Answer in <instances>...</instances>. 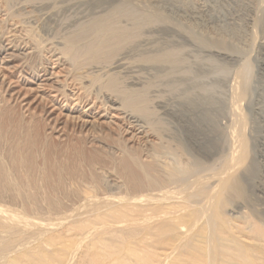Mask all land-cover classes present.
<instances>
[{
  "label": "rangeland",
  "instance_id": "rangeland-1",
  "mask_svg": "<svg viewBox=\"0 0 264 264\" xmlns=\"http://www.w3.org/2000/svg\"><path fill=\"white\" fill-rule=\"evenodd\" d=\"M172 6L180 9L178 15L172 12ZM196 17L202 18V24L195 28L193 24L195 23L194 19ZM8 44H11L10 46H14V48L17 46L18 50H20V56L8 57L1 47L2 45L7 46ZM69 57L72 60H69ZM241 84L243 85L241 86ZM237 87H239V90L244 89L246 93L244 96L245 100L242 98L243 100L238 101V103H242L240 110L243 114L241 115H237V112L235 113L233 110L237 106L235 104H238L234 96V93L238 91L236 89ZM198 97L214 101L217 106L223 109L226 115L219 120L223 136L225 133L224 138L222 137V140H224L222 141L224 151H220L221 154L220 152L210 156L204 154L201 147H197L190 141V138L187 136V127H184L185 125L175 115L176 111L184 103L191 102L192 100L195 101ZM110 102L113 103L111 104ZM136 107L138 110L135 109ZM3 112L5 118L1 116ZM235 114L237 116H246L244 117V126H246V128L244 127V135L246 136V140L249 141L250 158L247 163L249 167L243 170L244 174L242 175V171L239 173L241 183L245 184H243L245 194L242 199L233 198V201H230L232 205L230 204L228 211L234 218L240 216L242 218L243 215L245 216L250 213L249 215L252 214L255 217L251 216L252 220H258L259 216L263 219L264 0H0V138L3 136L4 138L2 139L5 140L0 139L3 143L0 144L2 145L0 149L3 148L2 150H4H1L0 154H6L2 157L0 155L2 163L4 161V164L1 165L2 167L6 165L4 170L8 168V165L9 169L12 168V170L7 169V171H12V176L9 172L5 171L6 175L8 177L10 176V181L11 179L13 181L16 175L19 178L20 173L18 174L15 170H17L18 165L21 163V159V161H24L19 165L21 166L18 168L19 172L26 165L28 168V172L26 168L23 169L24 172L21 170V175L24 176L26 172L27 174L30 172L34 174L33 171H35V174H32L33 176L30 174L32 179L29 177V174L28 176L25 175L27 177L22 176V178L20 175V178L22 180L24 179L23 181L26 184L29 182L30 187L34 186L32 189L34 192L31 191L30 187L28 190L22 189L26 193L28 192V196L30 195L31 197L25 196L24 194L26 193L24 192L21 194V189V191L16 189V186L21 188L18 185L19 183L17 184L20 178L19 180L16 178L18 181L14 179L17 184L15 185L17 191H15L21 194V196L23 195V197L20 195L16 197L17 193H15L12 187L10 188L6 184V188L9 189H6L8 192H1L3 190V180L0 179L2 182V184L0 183V193L2 195L0 199L4 202L1 203L0 201V203L9 205V208L12 207L15 211L21 210L23 204L25 206L28 204L26 208L24 205L22 206V211L25 208L26 211L24 213L26 212V215L34 211L33 215L32 213L29 215V217L33 216L34 218V214L38 213L34 209L38 206L34 208L33 206L37 204L36 201L38 200V203L43 202L44 205L42 203L37 204L39 205L38 209H40L36 210H44L46 212L43 211L45 213L44 215L37 214V216H43L42 218L39 216L37 218L43 219L46 216V220L52 219L56 222L57 219L59 220V217H64V214L66 216L68 214L73 216L76 212L75 210L78 209V207H74L75 210H73L74 204L80 206V203L78 204L80 202L78 197L82 198L86 193L83 191V189L87 188L86 186L84 187L85 184H88L87 189L95 185V183L101 184L95 185L98 188L101 186L99 190H95L97 187H92L94 189L93 191L97 193L91 192V187L89 190L85 189L88 193L91 192L92 194L95 193L94 195L96 196L99 195L98 197L100 198L104 196L109 197L113 188L115 196H121V193H123V196H132L137 193L138 189L134 183L130 182L129 176H126L128 175L126 169H124V173L123 166L128 161L125 160L124 162L125 158L129 159L128 163L132 165H130L132 169L137 166L141 170H143L142 168L146 164L145 167L149 164L152 165L156 161L157 166L154 163L153 166L149 165V167L152 169V173L154 172V176H156L154 179V176L152 177V181L155 183L153 185L157 188L160 185L159 189L165 187L168 182L172 184L175 178L177 181L178 176V180H181L180 183L179 181L175 182V186L178 187H181L184 181L185 183L188 181V183H184L185 186L183 185L182 187L188 186L189 183L195 181L192 180V177L196 179L198 175L203 177L206 174V176H209L208 178H214L218 174L214 176L216 171L221 172L217 168L221 169L225 165V158L229 155L228 151L231 148L232 142L230 141L232 140L228 132H230L231 126L235 123ZM2 117L4 121L1 120L3 119ZM6 117L11 119L8 120ZM234 117L235 120L233 119ZM8 122L12 124H8ZM230 124L231 126H229ZM4 125H8V128H5ZM9 125L10 127L13 126V130H11L12 128ZM1 130H5V136L2 135L5 132L3 131L2 133ZM7 131H13L12 137L10 132L8 133ZM31 131L34 135L37 134L35 136L38 137L39 141H35L37 137L33 138L34 135L31 137ZM7 134H10L8 135V139H6ZM24 134H29V136H25L27 139L24 137ZM13 136L19 137L21 142H25V144H20V141H17V148L23 147L26 149L27 145L32 150L30 152L28 149L30 155L34 151L33 157L26 155L28 151L24 149L25 155L24 153L23 155L20 153L23 152L21 151L22 149L17 150L20 151L19 153L22 157L19 153H16V146L13 143H15L14 141L17 138ZM22 138H25L26 141ZM27 141L30 145H28L29 143ZM6 142H8L10 147L11 145L13 146L12 151H16V154H12L13 152L11 154L9 153L11 148L9 150V145H5L7 144ZM21 145H25V147ZM3 146H6V149ZM150 147L154 148L152 149ZM154 149H157L156 151L158 152ZM153 150L155 151V157ZM8 153L9 156L11 155L13 157L14 155V162L17 159L16 162L18 163L19 161V164L16 165L12 157L11 160L7 158L9 157L7 156ZM45 154H49L47 155L48 159L44 157L46 156ZM219 154L222 156L220 157ZM19 156L20 158H18ZM26 156L28 157L26 158ZM68 156H73V158L71 159L69 157L70 159H68ZM75 156H77V160L74 159ZM88 156L95 158L91 159ZM96 156L97 158L99 157L98 161H100V164L97 163ZM102 156L104 157V161ZM58 157L62 159H58ZM134 157L136 158L134 159ZM151 157H154L152 158L154 160ZM23 158H26V160ZM44 158H46L45 160H50V163L45 162ZM132 158L136 162L139 161V163L133 162ZM27 159L29 161L33 159L32 162L30 161L31 164L28 163L29 161ZM35 159L38 160L36 161ZM53 159L55 160V164ZM92 160L96 161L94 162L95 164H92ZM105 160H108V162ZM131 160L134 164L131 163ZM178 160L182 163L179 164L180 161ZM188 160L189 162H187ZM74 161H78L77 164H73ZM84 161H87L88 164ZM221 161L224 163L222 167L219 166ZM63 162L65 164L68 163L67 165L69 167L76 165V167L70 169V177L68 175L69 168ZM69 162L72 163L71 166ZM120 162L121 164H119ZM58 163L60 166L63 165L60 167ZM115 163L118 164L119 168L116 167ZM141 164L144 165L141 166ZM175 164L177 167L179 164L181 168L178 167V170ZM12 165L15 166L13 167ZM77 165L80 168L83 166V169L79 171ZM173 165L177 168L175 171V167L171 170ZM29 166L32 167L33 171L29 172L31 170ZM182 166L183 168L192 167L190 170L186 168L187 171L193 170V166H195V171L186 173L185 170L183 172L181 170ZM2 167L0 166V171ZM15 167L16 169H14ZM37 167L41 170L45 168L44 174L48 173L46 177L48 181L44 179L45 177L43 178V172ZM42 167L44 168L42 169ZM65 167L67 169L63 171ZM154 167L156 172L154 171ZM59 168L60 171H57ZM115 168H118L116 170L119 173ZM169 168L171 171L165 170ZM71 170L72 173H75L76 170L77 176L76 173L75 175L72 174ZM141 170L138 169L137 171L142 172ZM77 171L80 174L86 173L79 175ZM164 171H166V174ZM176 171L177 173L181 171L183 174H179V172V175L176 176ZM161 172L166 176L171 172L170 174L172 176L166 177ZM93 173L100 180L94 181ZM122 173L126 175L124 176ZM159 174H162L163 177L162 175L160 177ZM49 175L55 181L54 179H50ZM180 175L184 176L182 177ZM189 175L191 176L188 179H191V181L187 179ZM81 176H84L82 177V181H80L82 179ZM77 177L81 179L79 180ZM164 177L167 178L166 180L168 178L172 179L166 182ZM181 177L184 179L183 182L180 179ZM42 178L47 182L52 180L56 184L61 179L63 181L61 180L57 185L51 181L52 184L47 183L46 186V182L40 180ZM76 178L78 181H75ZM127 178L128 182H126ZM37 179H39L40 183ZM68 179L69 181L65 182ZM155 179H160V181L157 180V183L160 182L159 185ZM34 181L37 183H33ZM70 181H73V183H70ZM62 182L68 184L69 188L71 185H74L72 187L73 189L70 188L72 193L77 192L82 184H84L82 191H80L81 188L78 190L83 195H78L79 193L74 195V193L67 192L66 190L69 189L65 188L67 185L62 184ZM74 182L77 183L74 184ZM20 183L22 184V181ZM31 183L35 185L32 186ZM38 183L40 186L42 184L41 188L39 185V187L37 186ZM126 183L127 185L124 186ZM60 184L65 186L64 192L60 191L61 189L59 188L63 187ZM130 184L132 185L131 188H127L126 186L130 187ZM163 184L165 186H162ZM171 184L167 186L168 188L163 189L168 190L172 186L174 188V184L170 186ZM76 185L77 188L79 187L78 189L76 188L77 190L75 189ZM47 187L49 190L51 189L50 192ZM54 187L55 189L59 187L58 190L56 189L58 194L53 192L56 195L52 193ZM39 188L41 191L43 189L46 193H50L51 196H49L50 194H46L50 199L54 196L58 197L59 195H63L64 197L59 196L60 199H57L58 201L54 197L53 199L55 200L53 202H51L53 199L47 202L49 199H46V196H44L45 198L42 196L45 193L40 192ZM109 189L111 191L110 193ZM99 191L102 195L99 194ZM65 192L69 193L70 196L74 195V197L71 196L73 200H69V194H64ZM2 193H4V196ZM8 193L12 194L8 195ZM39 193H42V195ZM32 195L33 197L37 196V200ZM24 196L29 199L32 198L31 200L33 202L29 201V199L24 202ZM15 197L17 199L14 200ZM39 197L42 200L44 198V201L47 202L46 205L49 206L45 208L46 202L38 199ZM75 197L77 202H75ZM66 200L75 203H69ZM20 201L24 203L21 204ZM34 202L36 204H33ZM53 203H56V206H63L65 210L63 207L57 206L55 208L52 205ZM60 203L61 205H59ZM30 204L33 205L30 206ZM41 205L43 206L40 207ZM70 205L73 206L71 207ZM47 207H50L48 209L52 211L50 214L53 215L56 213L59 217L54 215V217L49 216L50 210L47 211ZM54 208L56 210L60 209V211L55 212L53 211ZM62 210H64V213H62ZM65 211H68V214ZM237 211L239 214L242 213V215H239ZM58 212L61 213L58 214ZM48 216L54 219L48 218ZM70 221L68 220L67 222ZM67 222L64 223L68 224ZM65 226L63 228L60 227V230L63 231ZM76 257L74 260H78Z\"/></svg>",
  "mask_w": 264,
  "mask_h": 264
},
{
  "label": "bare ground",
  "instance_id": "bare-ground-1",
  "mask_svg": "<svg viewBox=\"0 0 264 264\" xmlns=\"http://www.w3.org/2000/svg\"><path fill=\"white\" fill-rule=\"evenodd\" d=\"M179 11H180L179 8L172 6V12L173 13L178 15ZM201 20H202V18L196 17L194 19L195 23L193 24V26L195 28L199 27V25L202 24ZM8 41H10V40H8ZM10 45L11 44H8L7 46H5V45L1 46L3 51L8 55V57L11 58L12 56H14V57L20 56V53H19L20 50H18V47L15 45L16 48H14V46H10ZM105 49H107V48H105ZM70 57H69V60L71 59ZM242 85L243 84H241V86ZM245 87H246V85H245ZM236 89H238V91L234 90V89L233 90L237 91L236 93H234L235 94L234 96L236 97L235 99H236L237 103H238V101H241L242 98L245 100L244 96L246 93H245L244 89L239 90V87H237ZM234 103H235V100H234ZM241 104H240V102L238 104H235V105H237L236 107H234V104H233V107H234L233 110L235 111V113L237 112V115L243 114V112H241V110H240ZM230 106L232 107V105H230ZM137 107L139 108V106H137ZM137 107L135 109H137ZM140 109H142V108H140ZM6 110H8V109L6 108ZM139 111H141V110H139ZM9 113H10V111H9ZM6 114H8V113L6 112ZM3 115H4V112L1 116H3ZM175 115L181 121V123L183 125H185L184 127H187V134H188L187 136L190 138V141H192V143H194L197 147H201L204 151V154L210 156V155H214L215 153H218L220 151H224L223 150L224 146H222V141H224V140H222V139L224 138L225 133L223 136L222 127L219 124V120L225 114L223 112V109L220 108V106H217V104H215L214 101L206 100V98H203V97H198V99H195V101L192 100L191 102L184 103V105L181 108H179L178 111H176ZM237 115L235 114L236 120H235V117L233 118L235 120L234 125L231 126V124H230L229 126H231V129L228 128V129H230L229 130L230 132H228V133H229L231 140H232V141H230V142H232V145H231L230 150L228 151L229 155L227 156V158H225L226 159L225 161L223 159L225 165H223L224 164L223 161H221V164L219 165L220 167H222V165H223V167L224 166L225 167L221 168L223 170H221L220 168H217L221 172L216 171L215 175L214 174L213 175L216 176V174L217 173L218 174L216 177L213 176L214 178L211 177L212 180L210 178H208L209 176H206V174H205L206 178L204 175H203V177L201 175H198V177L200 179L198 177H196V179L195 178L193 179V177H192V180H195V181H193V183L192 182L189 183L190 186L188 184V186L182 187L183 185L185 186V184L188 183V181L185 183V181L182 177L186 173H190L192 171H195L194 170L195 166H193L194 168H193V170L191 169V171H189V170L192 167L183 168V166L185 164L184 163L181 170L183 172L186 170V168L189 170L188 171L186 170L185 171L186 173L183 176L180 175V176H182L180 179H182V182L184 181L183 185L181 187L175 186V182L179 181L178 180L179 176H178L177 181H176V178H175V180H173L172 184H174V186H175L174 188H173L172 184L169 182H168V184H166V186L164 184L162 185V186H165L163 188H168L167 186H169V184H171L170 186H172V188H169V189H172V190H169V189L165 190L163 188L159 189L160 182L157 183L158 179H155L156 183L159 185V186L157 185L158 188L153 185L154 181H152V180L156 176H154V174H153L154 172L152 173V169L149 167L150 164L147 166L149 168L145 167L147 164L145 166H143L144 164H141V166H143V168H142L143 170H141L140 168L135 166L136 165L135 164L134 165L135 167L132 169V167H131L132 165L130 163H128L129 159L128 158L124 159V157H123L124 162H125V160H128V161H126L127 164H124V166L126 165L125 168L122 165L123 170L126 169V171L128 172V175L124 174L125 170H124V173H122V174H124V176L126 175L127 177L129 176L128 178L130 179V182L134 183L135 187L138 189L137 193H135V192H134L135 194L132 193L133 194L132 196H129V195L123 196V193H121L122 195L120 194L121 196H115V194L113 193V191H114V188H113V190H111L112 192L109 189V193L111 192L112 195L110 194L109 197L104 196V197L100 198V197H98L99 195L98 196L94 195L97 192L93 191L94 189H92L93 186H94V188L97 187L95 185H97L98 183L97 184L95 183V185L90 186L92 189L91 192H95L92 194L90 191H89L90 193H88V191H87L90 189V187H89V189H87L88 184H85V185L82 184V186H81V184L78 182L81 186L80 187L81 189L78 187L80 189V191H82L83 185H84V187L85 186L87 187V188H85L87 190L85 191V189H83V191L86 192L85 195H83V194H81V192L79 193V191H78L79 189L77 188V185H76L75 189L77 188L78 190L76 189L77 192H73L74 195H77L76 193H79L78 195L81 194V196L83 195L85 197L82 196V198H81V197L77 196L80 199V200L78 199L80 201V202H78V204L80 203L79 204L80 206H78V205L76 206L75 204H74V206L72 205L73 210H75V208L78 207V209L75 210L76 211L75 213L73 210H71V211H73L72 213H74L73 216H70L67 213L69 211V208H68V211L67 212L65 211V213H67L68 215L66 216V214H64V217L60 218L55 213L56 211H60V209L56 210L55 208L58 206V205L56 206V203H59L61 201L56 202L55 204L54 203L52 204L55 207L53 211H55L54 213L56 214V215L55 214H53V215L59 217V220L57 219V221H59L58 223H56L57 221L55 222L52 219L46 220V218H45L46 216H44L45 219L44 218L41 219L43 216L41 217L39 215L38 216L41 218H37L38 217L37 214H40V215L43 214L44 215L45 214L44 212H46L44 210H43L44 212L38 211L40 208L38 209L39 205H37V204L42 203L44 205V203L41 202L42 198H40V197L38 199H41V200H39L41 203H38V200L36 199L37 196L33 197V195H32V197L35 198V200H37L36 201L37 204L35 202L33 203V204H36L33 206V208L35 206H38L36 208L38 210L34 209L35 212L36 211L38 212V213L34 214V218H33V216L29 217V215H31V213L33 215L34 211H32L29 215H26L27 214L26 212H25L26 214L24 213V211H26L25 208L28 204L26 206H25V204H23L25 207L24 211H22L23 205L21 206V210L15 211L14 208H12V207L9 208L10 207L9 205L7 206L5 204L6 205L5 206V205L1 204L3 201L0 199V201H1V203H0L1 204L0 205V264H264V220H263L264 218L262 219L259 216L258 220L257 219L252 220V217H254V215H252V214L249 215L250 214L249 212H248L249 214H246L245 216L243 215V217H242L243 219L241 218V216L240 217L237 216L238 218H234V216L230 215L229 214L230 212L228 211L230 204H231L230 201L231 200L233 201V198L242 199L243 195L245 194L244 193V186H243L244 183H241L240 178H239L240 177L239 173L241 171L243 172L244 169H247L249 167V165L247 166V163H248L249 158H250V152H249V147H248L249 141L246 140V136L244 135L245 134L244 131L246 128V126H244V124H245L244 123V117H246V116H243V115L237 116ZM7 116H9V115H7ZM4 118L1 120L4 121ZM6 118H8V117H6ZM11 118H12V116H11ZM11 118H8V120H10ZM229 120H230V118H229ZM245 120H246V118H245ZM11 122H12V120H11ZM11 122H8V124L9 123L12 124ZM3 123H5V122H3ZM4 126H5V128H8L7 127L8 125H4ZM9 127H10V125H9ZM12 127H10V128H12ZM226 128H227V126H226ZM11 130H13V128ZM3 131L5 132V130H3ZM3 131L1 130L2 133H3ZM9 132H10L11 137H12L13 131L12 132L9 131ZM14 132H16V131H14ZM10 134H7L6 139H8V135H10ZM0 135H1V133H0ZM2 135L5 136L6 132ZM26 135L24 134V137ZM33 135L34 134L31 131V137ZM35 135H37V134H35ZM35 135L33 138L37 137ZM27 136H29V134ZM13 137H15V136H13ZM2 138H4L3 136L0 139L4 140ZM15 138H17V137H15ZM15 138H13V140H15ZM25 138H22V139L25 140ZM18 139H19V137L17 138V140L14 141L15 143H13V145L16 146V142L17 141L19 142L21 140V139H19V140ZM13 140H12V142H13ZM30 140H31V138H30ZM36 140L39 141L38 137H37V139H35V141ZM146 141H147V139H146ZM226 141H225V143H226ZM1 143H2V141H0V144ZM6 143L7 144H5V145L8 146L9 145L8 142H6ZM22 143L25 144V142L20 141V144H22ZM37 143L39 144V142H37ZM33 144H36V143H33ZM17 145H18V143H17ZM28 145H30V143ZM36 145H35V147H36ZM1 146L2 145H0V147ZM6 146L5 147L3 146V147L6 149ZM21 146L25 147V145H21ZM8 147H9V150L11 148V151H9V153L11 154V152H13L12 151L13 146L11 145V147H10V145H9ZM227 147H229V146H227ZM147 148H148V146H147ZM150 148L153 149L154 147H150ZM160 148L163 149L162 146H160ZM2 149L3 148H1L0 151ZM18 149L19 150L22 149L21 151H23V152L17 151ZM23 149H24L23 147L17 148V146H16L15 150L17 152L16 151L15 152L17 154L20 152V153H22V155H23V153L25 155L24 150H27L28 153H29V150H30V152H32L31 148H28L27 145H26V149H24V150ZM148 150L150 151V149H148ZM154 150H153V154L157 149L155 151ZM2 151H4V150H2ZM15 152H13L12 154H16ZM156 152H158V151H156ZM173 152H175V151H173ZM181 152H183V151H181ZM9 153L7 156H9ZM20 153H19V155H20ZM28 153L26 155L33 157L34 151H33V154L31 153V155H30V153L29 154ZM124 153H127V152H124ZM179 153H180V149H179ZM202 153H201V155H202ZM172 154H174V153H172ZM220 154H221V152H220ZM220 154H219V156L221 157L222 155H220ZM0 155L2 157L6 154L4 153V155L3 154H0ZM45 155L46 156H44V157L47 158V155H49V154H45ZM63 155L65 156V154H63ZM72 155H73V153H72ZM130 155H132V154L130 153ZM20 156L18 158H20ZM28 156H26V158ZM50 156H51V151H50ZM170 156H171V153H170ZM223 156H226V155H223ZM11 157L12 156L10 155L7 158H9L11 160ZM13 157H15V156L13 155ZM13 157H12V159H13ZM61 157H62V154H61ZM69 157L70 156H68V159L73 158V156H71L70 158ZM88 157H91V159L95 158V157L93 158L92 156H88ZM105 157H107V156H105ZM154 157H155V154H154ZM154 157H151V159ZM26 158H23V159L26 160ZM46 158H44V160ZM96 158H97V156H96ZM129 158L131 159V156ZM135 158L136 157H134V159ZM182 158H184V157H182ZM203 158H204V156H203ZM0 159H2V158H0ZM58 159H62V158L58 157ZM74 159L77 160L78 159L77 156H75ZM134 159L132 158L133 162L135 161ZM216 159L219 160L218 158H216ZM21 160H20V162L22 163L24 160L23 161H21ZM32 160H30V161L32 162ZM86 160H87V158H86ZM98 160H99V157L96 160L97 163L100 162ZM100 160H101V158H100ZM132 160H131V163H132ZM152 160H154V159H152ZM156 160H159V159H156ZM213 160H214V158H213ZM220 160H222V159H220ZM0 161H1L0 166L2 167V165L4 164V161H3V163H2V160H0ZM16 161H17V159H16ZM30 161L28 162L29 164H31ZM60 161H62V160H60ZM63 161H64V159H63ZM66 161H68V160H66ZM92 161H93V163H92ZM92 161H90V163L95 164L94 162H96V161H94V160H92ZM103 161H104V157H103ZM105 161L108 162V160H105ZM178 161H180V160H178ZM13 162H14V159H13ZM45 162L50 163V160L49 161L45 160ZM53 162L55 164V160ZM57 162H59V161H57ZM74 162H76V161H74ZM74 162H73V164H77V162L76 163H74ZM80 162L82 163V161H80ZM121 162H123V161H121ZM121 162L119 164H121ZM155 162L156 161H154L153 164ZM187 162H189V160ZM21 163L19 164V161H18V163L16 162L15 164L21 165ZM69 163H70L69 165L71 166L72 163L71 162H69ZM81 163H80V166H81ZM85 163H87V161ZM136 163H139V161H137ZM156 163L154 165H156ZM180 163H182V162L180 161L179 164ZM23 164H25V163H23ZM67 164L68 163H66V164L64 163V165H67ZM132 164H134V163H132ZM153 164L150 166H153ZM179 164H178V167L181 168ZM249 164H251V163H249ZM19 165H18V168L21 167ZM58 165H59V163H58ZM58 165H57V167H58ZM89 166H90V164H89ZM4 167H2L1 168L2 170L0 171L1 172L0 177H2L0 179L3 180L2 181L3 184L0 180V183L3 185L2 186L3 190H1V192L6 191V189H7L6 185L10 188L12 187V189L14 191L16 189H19V191H21L22 189L28 190V188L31 185L29 184V182H27V184H29V185H27L26 182L23 181L24 179L23 180L21 179L23 176V175H21V170H22V172H24L23 169L26 168V171H27V169H28L27 165L25 167H22L23 169H21L20 172H19L18 168H17L18 171L15 170L18 174L20 173L19 178L21 175L20 181L17 182V184L19 183L18 185L21 188H18V186H16L17 187L16 189H15V185H17V184L15 183L14 179L17 180L16 179V178H18L17 175L15 174L16 177H14V179H13V181L15 183L14 184V183H12L13 182L12 179H11L12 182L10 181V176L8 177V175H6V173H5V171L9 172L12 176V174H13V173H11L12 171H7V169L12 170V168L9 169V165H8V168L6 170H4ZM44 167H42V169ZM72 167H76V165L71 166V167H69L67 165V168H69V172H68L69 177L71 176L70 169ZM116 167L119 168L118 164H116ZM174 167L175 166L173 165L171 167V170H173ZM176 167H177V165H176ZM176 167L174 168V171H175V169L178 168V167L177 168ZM29 168L31 169V170H29V172L33 171L32 167L29 166ZM67 168L65 167V170H63V171H66ZM118 168H115V170L116 169L118 170ZM135 168H137V170L138 169L141 170L142 172H138L137 170L134 171ZM166 168H168V167H166ZM179 168H178V170H179ZM14 169H16V167ZM38 169L41 170L40 168H38ZM46 169H47V166H46ZM52 169H54V167H52ZM78 169H79V171H81L80 169H83V166L81 168L79 167ZM34 170H36V169H34ZM39 170H37V171H39ZM44 170H45V168H44ZM44 170H41L43 172V174H44ZM58 170L60 171V168L57 169V171ZM72 170H71V173H72ZM165 170L171 171L170 168L165 169ZM79 171H77V172H79ZM154 171H155V167H154ZM166 171H164V173ZM174 171H173V173H175ZM177 171H176V173H177ZM211 171H214V170H211ZM211 171H209V172H211ZM27 172L25 175L28 176V174H29V177H31L30 176L31 172L28 174H27ZM33 172L35 174V171H33ZM179 172H178L179 174H181V173L183 174V172H181V171H179ZM209 172H208V174H209ZM9 173H7V174H9ZM37 173L39 174V172H37ZM60 173L61 172H59V174ZM75 173H76V170H75ZM75 173L73 172L72 174L75 175ZM85 173H83V174H85ZM170 173L171 172H169V174ZM178 173L176 174V176L179 175ZM193 173H192V175H193ZM40 174H42V173L40 172ZM43 174H42L43 178L45 177L44 179L48 181V179L46 178L48 173L47 174L45 173L46 176H44L45 174L44 175ZM78 174L81 175L82 173L80 174V172H79ZM165 174H163V175H165ZM169 174H168V176H166V175L165 176L171 177L172 175L170 174V176H169ZM243 174H244V172L242 173V175ZM60 175H62V174H60ZM64 175H66V174H64ZM64 175H63V177H64ZM150 175H152V176H150ZM161 175H160V177H161ZM163 175H162V177H163ZM27 176H25V177H27ZM59 176H57V177L59 178ZM76 176H77V173H76ZM94 176H95V174H94ZM94 176H93L94 181L100 180V179H97V177H96L97 175L95 177ZM124 176H122V177H124ZM190 176L191 175L187 176V179ZM79 177H77V178L79 179ZM82 177H84V176H81V178ZM85 177H87V176H85ZM152 177H153V179H152ZM166 177H164L165 179L163 178L166 182L168 180L170 181V179H172V178H170V179L168 178V180H166L167 179ZM19 178H18V180H19ZM43 178L40 180H44ZM49 178L54 179V178L50 177V175H49ZM58 178H56V179H58ZM65 178H63V179H65ZM77 178L75 179V181H78ZM93 178H92V182H93ZM98 178H100V177H98ZM128 178H127L126 182H128ZM173 178H174V176H173ZM31 179H32V177H31ZM71 179L73 180L72 177H71ZM25 180H26V178H25ZM61 180H60V182H61ZM82 180H83V178L80 181H82ZM188 180L191 181V179H188ZM21 181H22V184L20 183ZM28 181H30V180H28ZM35 181L33 183H37ZM37 181H39V179H37ZM47 181H45L46 186H47V183H51L52 180H50V182H47ZM54 181H55V179H54ZM66 181H69V179L65 180V182ZM73 181H70V183L71 182L73 183ZM158 181H160V179ZM162 181H161V183H162ZM165 181H163V182L166 183ZM180 181H179V183H180ZM23 182H24V184H23ZM83 182H86V181H83ZM98 182L100 183V181H98ZM103 182H105V181H103ZM103 182H101V183L104 184ZM39 183H40V181H39ZM39 183L37 184V186L38 185L40 186ZM53 183L56 184V182H53ZM59 183H57V184H59ZM76 183L74 182V184H76ZM124 183H125V181H124ZM179 183H177V185H179ZM62 184H65L67 186L65 187ZM62 184H60V186L62 185L63 187H60V186H59L60 188L58 187L59 189H61L60 191L64 192L65 188H68L69 190H66V191L67 192L69 191V193H72V190H70V188H72L74 185L72 186L70 184L71 187L69 188L68 184L63 183V182H62ZM131 184H130V187H128V186H126V187L131 188V186L133 185V184L132 185ZM33 185H35V184H32V186ZM98 185H101V184H98ZM125 185H127V183L124 184V186ZM134 185H133V187H134ZM41 186H42V184H41ZM41 186H40V188H41ZM121 186H123V185H121ZM33 187H30L31 191H33L32 190ZM105 187H106V185H105ZM4 188H5V190H4ZM40 188H39V190H40ZM44 188H45V185H44ZM58 188H56V189L58 190ZM99 188L97 187V189H95V190H99ZM122 188H124V187H122ZM47 189H48V187H47ZM53 189H52V193L55 192L56 194H58V191L56 192L55 187ZM7 190H9V189H7ZM23 190H22L21 194H23V192L26 193V191H23ZM39 190H36V191H39ZM50 190L48 189L49 192H50ZM135 190H132V191H135ZM262 190H264V188ZM16 191H15V193H17L16 197H19L18 195L21 196V194H18V192H16ZM115 191H118V190H115ZM127 191H129V190L127 189ZM6 192H8V191H6ZM40 192L45 193V195L44 194L42 195V193H39L43 197L46 196V194H48V195L50 194V193H46L45 191H43V189H42V191L40 190ZM67 192H65L64 194H69ZM126 192H125V194H126ZM55 193H53V194L56 195ZM102 193H103V191H102ZM2 194L4 196V193H2ZM11 194L8 193V195H11ZM26 194H24V195L28 196L29 193L27 195ZM99 194L102 195L101 192ZM113 194L115 197L113 196ZM0 195H1V193H0ZM48 195L46 196V199L49 196H51V194L49 196ZM74 195H71V196L74 197ZM107 195H108V193H107ZM25 196H24V200H23V198H21L24 202L27 201V199H29V198H25ZM59 196H61V195H59ZM59 196L58 197L54 196L56 201H58L57 199H60ZM71 196L69 194V197H70L69 200H73V197H71ZM1 197H2V195L0 196V198ZM16 197L14 198V200L17 199ZM21 197H23V195ZM44 198L42 201H44ZM53 198H51V199H53ZM31 199H29V201H32ZM48 199L49 200L47 202L51 201L50 198H48ZM55 199H53L51 202H53ZM64 199H66V198H64ZM67 199H68V196H67ZM75 199H76V197H75ZM69 200H66V202H68ZM237 200L239 201V199H237ZM21 201H20V203H21ZM24 202H22V203H24ZM44 202H46V201H44ZM47 202L45 203V208H46V206H49V205H46ZM70 202L75 203V202H77V199L75 200V202L69 201V203ZM61 203L59 205H61ZM33 204H30V206ZM62 204H64V203H62ZM65 204H68V203H65ZM43 205H41L40 207H42ZM58 207H61V206H58ZM17 208H15V209H17ZM28 208H29V206H28ZM28 208H27V210L30 209V208L29 209ZM48 208H50V207H47V211L50 210ZM18 209H20V208H18ZM43 209H44V207H43ZM233 209H235V208H233ZM31 210H33V209L31 208ZM64 210H65V208H64ZM64 210H62V213H64L63 212ZM71 211H70V214H71ZM239 211H241V210H239ZM41 212H43V213H41ZM50 213H52L51 210H50L49 214L48 213H46V214H48L49 216H53ZM60 213L61 212H58V214H60ZM233 213H234V211H233ZM237 213H238V211H237ZM258 213H260V212H258ZM239 215H242V213ZM262 215H263V213H262ZM35 216H36V218H35ZM49 216H48V218L54 217V216L53 217H49ZM262 217H264V216H262ZM68 220L69 221L71 220V221L67 222ZM64 222L65 223L67 222L68 224H65ZM63 224L66 226L64 227V230L61 231L60 227L63 228V226H64ZM58 229H59V231H58ZM76 256H78V257H76ZM75 257L78 260H74ZM74 261H75V263H73Z\"/></svg>",
  "mask_w": 264,
  "mask_h": 264
}]
</instances>
